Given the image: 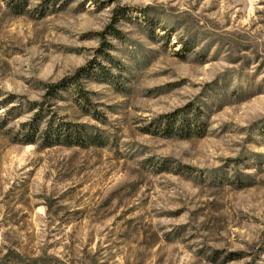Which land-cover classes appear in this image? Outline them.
<instances>
[{"label":"rangeland","instance_id":"rangeland-1","mask_svg":"<svg viewBox=\"0 0 264 264\" xmlns=\"http://www.w3.org/2000/svg\"><path fill=\"white\" fill-rule=\"evenodd\" d=\"M32 102L91 140L15 141ZM0 264H264V0H0Z\"/></svg>","mask_w":264,"mask_h":264},{"label":"trees","instance_id":"trees-1","mask_svg":"<svg viewBox=\"0 0 264 264\" xmlns=\"http://www.w3.org/2000/svg\"><path fill=\"white\" fill-rule=\"evenodd\" d=\"M120 11L121 9H116L114 15H120ZM110 33L114 35L115 30H111ZM85 72L86 68L81 67L72 76L47 85L44 99L57 97L60 92H67L72 89L74 93L78 92L77 96L85 101L87 99L85 94H82L78 89V80ZM11 99L14 98L10 97L6 103H12ZM27 110L29 112L34 111V114L28 121L20 125L15 136V141L20 144H38L40 148L52 146L82 147L91 140L83 125H80L78 129L77 126L62 122L59 118L50 114L41 104L29 103ZM190 113L191 118L189 116L185 117L181 112L161 115L152 122L153 124L150 126L152 128L148 130V133L158 134L161 137H190L200 130L201 125V122H199L201 113L194 110H191ZM197 135H199V132Z\"/></svg>","mask_w":264,"mask_h":264}]
</instances>
